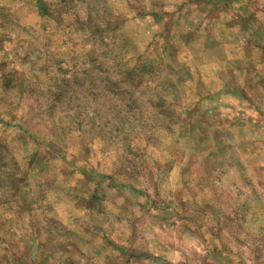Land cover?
<instances>
[{"label": "clouds", "instance_id": "1", "mask_svg": "<svg viewBox=\"0 0 264 264\" xmlns=\"http://www.w3.org/2000/svg\"><path fill=\"white\" fill-rule=\"evenodd\" d=\"M0 264H264V0H0Z\"/></svg>", "mask_w": 264, "mask_h": 264}]
</instances>
